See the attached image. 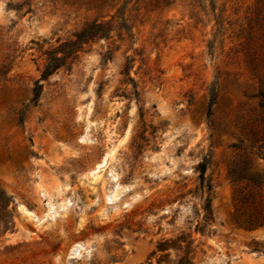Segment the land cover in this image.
I'll list each match as a JSON object with an SVG mask.
<instances>
[{"label": "rangeland", "instance_id": "1", "mask_svg": "<svg viewBox=\"0 0 264 264\" xmlns=\"http://www.w3.org/2000/svg\"><path fill=\"white\" fill-rule=\"evenodd\" d=\"M214 4L0 0V264H175L155 250L179 236L195 264H264V0ZM94 21L111 37L34 106L47 52Z\"/></svg>", "mask_w": 264, "mask_h": 264}, {"label": "trees", "instance_id": "2", "mask_svg": "<svg viewBox=\"0 0 264 264\" xmlns=\"http://www.w3.org/2000/svg\"><path fill=\"white\" fill-rule=\"evenodd\" d=\"M155 1L156 6H170L175 3L176 0H153ZM199 1V0H197ZM212 10L215 9L214 0H208ZM122 28L129 32V27L123 23ZM113 24L111 21H94L87 26H85L80 32L75 35L74 39L64 41L58 47L51 49L47 52V61L41 70V78L35 82V85L32 89V98L30 102L37 106L39 104V100L41 98L43 92V85L40 83V80L47 79L51 74L60 69L61 67H69V62L76 59L79 53L83 49V45L89 43L90 41H94L96 39L105 38L108 39L111 37L112 31H114ZM107 56V54H106ZM109 58V57H107ZM130 69L129 66H126V70ZM129 74V72L127 73ZM129 80H132L130 77ZM134 93L136 96H139L138 86L132 80ZM260 106L264 108V91L260 92ZM214 100H211L213 103ZM18 124L24 125L25 123V112L21 110L18 116ZM208 167V162L206 159H203L198 164V170L200 171V189L205 193V190L209 193L212 189L210 183H205V173ZM258 188L261 189L264 187V183H257ZM13 202L11 197H8L3 191L0 190V226L3 231L13 230L15 227L14 222V211L15 208L11 206ZM204 220L208 222L213 218V211L211 200L209 197H206L204 205ZM260 224H264V218L260 219ZM194 242V239H190L186 241L183 239V236H179L176 239H162L158 242L155 251L164 252L169 249H173L179 252H182L183 255L180 256L178 261L175 264H195L193 261V257L191 256V250H188L189 247ZM185 243V245H183ZM165 256V254H162ZM163 261V259H159V262Z\"/></svg>", "mask_w": 264, "mask_h": 264}]
</instances>
